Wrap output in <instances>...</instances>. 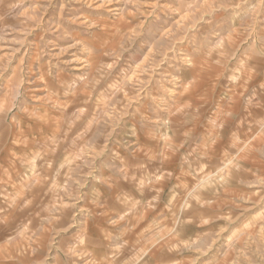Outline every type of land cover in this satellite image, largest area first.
<instances>
[{
	"label": "rangeland",
	"instance_id": "obj_1",
	"mask_svg": "<svg viewBox=\"0 0 264 264\" xmlns=\"http://www.w3.org/2000/svg\"><path fill=\"white\" fill-rule=\"evenodd\" d=\"M0 264H264V0H0Z\"/></svg>",
	"mask_w": 264,
	"mask_h": 264
}]
</instances>
